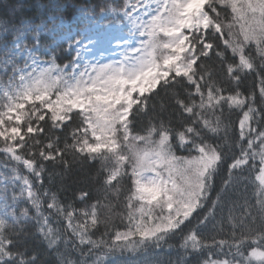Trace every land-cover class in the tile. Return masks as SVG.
Returning <instances> with one entry per match:
<instances>
[{
	"label": "snow or ice",
	"instance_id": "1",
	"mask_svg": "<svg viewBox=\"0 0 264 264\" xmlns=\"http://www.w3.org/2000/svg\"><path fill=\"white\" fill-rule=\"evenodd\" d=\"M113 9L147 37L129 67L0 76V264H42L35 238L55 264H119L165 244L179 264H264V0ZM76 163L82 177L69 176Z\"/></svg>",
	"mask_w": 264,
	"mask_h": 264
},
{
	"label": "trees",
	"instance_id": "2",
	"mask_svg": "<svg viewBox=\"0 0 264 264\" xmlns=\"http://www.w3.org/2000/svg\"><path fill=\"white\" fill-rule=\"evenodd\" d=\"M121 7H126V0H0V57L8 53L9 48L25 36L27 45L31 48H36L35 54L46 64V68L40 73V77L71 78L72 68L78 57L75 45L82 36L77 33L70 38H66L63 37V33L57 32L54 34L55 36H52L48 32L54 28H64L65 24L72 23L81 14L83 16L86 14L91 15L95 23L101 24L104 29H107L110 25L122 23L123 11H115L113 9H120ZM83 16L79 20H82ZM251 48L252 46L250 45L249 50ZM249 89L258 90V84L255 78L251 76L247 78L241 91L247 95V90ZM160 100H166L163 94ZM160 100L156 101L157 106H159ZM232 119L237 122L236 127L238 128L239 117L234 115ZM177 155L187 156L188 153L178 151ZM228 162L231 163L230 160ZM95 167H98V165L94 164L92 166L93 175L95 174ZM81 169L89 170L88 165L76 163L73 165L69 176L82 177ZM56 171H60V169H56ZM213 185L214 190L209 192L211 200H215L216 192L219 191V177H214ZM73 190L70 189L67 195L71 196V191ZM252 191L253 189L250 187L248 198L250 203L255 204V197L252 195ZM238 197L239 193H232L229 198L237 200ZM240 202L243 203V200H240ZM74 203L77 208L85 207V205L78 202L74 201ZM208 207L209 205L206 203L205 213ZM197 211L200 210L198 209ZM115 223L119 225V219H116ZM213 223H217L218 229H222L224 233L217 235V239H227V233L230 231L227 222V209L223 211L222 215L217 210ZM101 232H103L102 227ZM168 243L178 247L179 236L173 237ZM28 247L39 254L42 264H55V256L46 251L45 246L39 243L38 238L30 240ZM73 258L77 257L74 256ZM214 258L224 259L226 257L217 256ZM112 259L119 261V264H142L146 260L155 261L156 264H168V262L179 264L181 256L174 249L169 250L165 244L163 251L161 249H142L136 252L125 251L118 253ZM88 264H91L90 260Z\"/></svg>",
	"mask_w": 264,
	"mask_h": 264
},
{
	"label": "rangeland",
	"instance_id": "3",
	"mask_svg": "<svg viewBox=\"0 0 264 264\" xmlns=\"http://www.w3.org/2000/svg\"><path fill=\"white\" fill-rule=\"evenodd\" d=\"M136 3V0H126V6ZM136 13H133L135 17ZM81 14L72 23L65 24L64 28L50 30L52 36L57 32L63 33V37L70 38L77 33L81 39L75 45L78 57L72 68V77L79 78L87 68L105 65H117L129 67L128 56L130 50L139 47L142 37L133 22L123 13L122 23L110 25L104 29L101 24L95 23L89 14L79 20ZM41 29V28H39ZM61 36V34H60ZM36 48H31L23 36L18 42L9 48V52L0 57V76H31L33 79L40 77L46 64L35 54ZM91 71V69H89Z\"/></svg>",
	"mask_w": 264,
	"mask_h": 264
}]
</instances>
